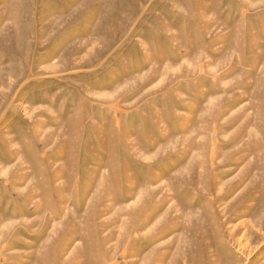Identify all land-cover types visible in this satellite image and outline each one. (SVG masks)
<instances>
[{
    "label": "rangeland",
    "instance_id": "374dc122",
    "mask_svg": "<svg viewBox=\"0 0 264 264\" xmlns=\"http://www.w3.org/2000/svg\"><path fill=\"white\" fill-rule=\"evenodd\" d=\"M0 264H264V0H0Z\"/></svg>",
    "mask_w": 264,
    "mask_h": 264
}]
</instances>
